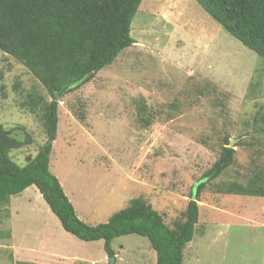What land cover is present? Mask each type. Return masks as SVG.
Wrapping results in <instances>:
<instances>
[{"label":"rangeland","instance_id":"374dc122","mask_svg":"<svg viewBox=\"0 0 264 264\" xmlns=\"http://www.w3.org/2000/svg\"><path fill=\"white\" fill-rule=\"evenodd\" d=\"M130 34L134 42L111 64L57 99L50 171L89 225L107 222L136 196L170 224L227 136L234 162L205 181L182 264H264V195L225 191L264 170V133L252 124L264 118V57L196 0H141ZM29 92L50 99L23 64L0 51V125L21 126L14 133L32 138L9 152L20 166L46 138L40 112L23 104ZM51 248L73 264L156 263L148 239L136 233L115 236L108 257L102 239L66 232L35 185L0 204V264L58 254Z\"/></svg>","mask_w":264,"mask_h":264},{"label":"trees","instance_id":"16d2710c","mask_svg":"<svg viewBox=\"0 0 264 264\" xmlns=\"http://www.w3.org/2000/svg\"><path fill=\"white\" fill-rule=\"evenodd\" d=\"M231 36L264 57V0H196ZM141 0H0V51L23 64L50 99L29 92L23 104L39 111L46 138L36 154L18 165L9 152L32 141L25 132L0 125V204L35 185L66 232L83 241L102 239L108 257L114 256L111 240L136 233L148 239L156 253L155 264H182V250L198 221L200 193L205 181L222 174L236 152L224 136L218 158L195 185L181 217L170 224L143 197L129 199L107 222L89 225L80 220L58 178L50 171V153L57 130L54 94L70 84L69 92L88 82L111 64L119 52L134 42L131 21ZM148 123V120L146 119ZM264 133V118L252 120ZM237 144H244L239 141ZM221 191V188H217ZM226 192L264 195V170L257 169L246 185L230 184ZM21 264H73L70 259L46 256Z\"/></svg>","mask_w":264,"mask_h":264},{"label":"crops","instance_id":"0c3cea01","mask_svg":"<svg viewBox=\"0 0 264 264\" xmlns=\"http://www.w3.org/2000/svg\"><path fill=\"white\" fill-rule=\"evenodd\" d=\"M69 199V198H68ZM78 217V216H77ZM81 220V219H80ZM51 251H58L56 248H51L50 249ZM56 253H58V252H56ZM62 254H65L64 252H60V254L58 253V254H55L54 252L53 253H51V254H49V255H45L44 257H46V256H59V257H61L62 256ZM65 256V255H64ZM64 256H62V257H64ZM22 259V256H20V255H17L16 257H15V260H17L16 261V263L17 264H21V263H23V261L21 260ZM66 259H70V258H66ZM72 262H74V260H72V259H70Z\"/></svg>","mask_w":264,"mask_h":264},{"label":"water","instance_id":"95a60500","mask_svg":"<svg viewBox=\"0 0 264 264\" xmlns=\"http://www.w3.org/2000/svg\"><path fill=\"white\" fill-rule=\"evenodd\" d=\"M69 87H70V84H66V85H64V86L61 88L60 91H58L57 93L54 94V100L57 101V99L59 98V96H61L62 93H63L64 91H66ZM231 143H232V142H231V140H230V141H229V146H231Z\"/></svg>","mask_w":264,"mask_h":264}]
</instances>
